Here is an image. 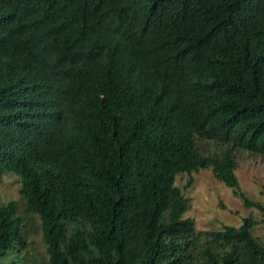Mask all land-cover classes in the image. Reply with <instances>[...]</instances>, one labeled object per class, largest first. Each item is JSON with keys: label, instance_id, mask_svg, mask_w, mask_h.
Listing matches in <instances>:
<instances>
[{"label": "trees", "instance_id": "16d2710c", "mask_svg": "<svg viewBox=\"0 0 264 264\" xmlns=\"http://www.w3.org/2000/svg\"><path fill=\"white\" fill-rule=\"evenodd\" d=\"M240 150L264 155V0H0V181L21 182L0 264L28 247L22 212L45 264H264L252 217L184 216L206 168L264 211Z\"/></svg>", "mask_w": 264, "mask_h": 264}, {"label": "rangeland", "instance_id": "374dc122", "mask_svg": "<svg viewBox=\"0 0 264 264\" xmlns=\"http://www.w3.org/2000/svg\"><path fill=\"white\" fill-rule=\"evenodd\" d=\"M205 153L216 152L214 142L205 143ZM238 176L241 191L248 199L264 205V155L253 154L244 150L237 152ZM193 184L186 189L191 198L185 217L195 221L197 230H221L224 226L239 227L245 218L255 221L253 234L264 241V211L256 205H247L244 198L237 195L234 189L219 180L211 168L202 169L193 174ZM190 175L178 176L177 184L185 189ZM20 177L7 172L0 181V205L11 200H20ZM25 230L28 239L26 249L11 252L2 259L1 264H45L49 255L40 227V218L36 214H25Z\"/></svg>", "mask_w": 264, "mask_h": 264}]
</instances>
